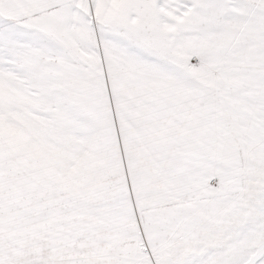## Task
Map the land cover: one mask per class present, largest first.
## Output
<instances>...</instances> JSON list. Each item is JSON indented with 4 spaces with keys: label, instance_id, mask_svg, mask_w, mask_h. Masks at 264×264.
<instances>
[{
    "label": "snow or ice",
    "instance_id": "snow-or-ice-1",
    "mask_svg": "<svg viewBox=\"0 0 264 264\" xmlns=\"http://www.w3.org/2000/svg\"><path fill=\"white\" fill-rule=\"evenodd\" d=\"M0 264H264V0H0Z\"/></svg>",
    "mask_w": 264,
    "mask_h": 264
}]
</instances>
